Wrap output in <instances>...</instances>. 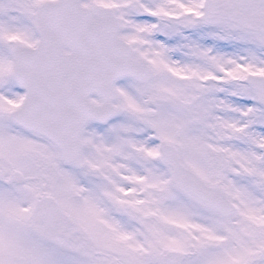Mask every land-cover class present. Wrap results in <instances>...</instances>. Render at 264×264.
<instances>
[{
  "label": "snow or ice",
  "instance_id": "snow-or-ice-1",
  "mask_svg": "<svg viewBox=\"0 0 264 264\" xmlns=\"http://www.w3.org/2000/svg\"><path fill=\"white\" fill-rule=\"evenodd\" d=\"M0 264H264V0H0Z\"/></svg>",
  "mask_w": 264,
  "mask_h": 264
}]
</instances>
